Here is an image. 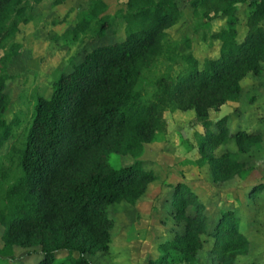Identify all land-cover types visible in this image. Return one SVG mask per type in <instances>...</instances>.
Returning a JSON list of instances; mask_svg holds the SVG:
<instances>
[{
	"label": "trees",
	"instance_id": "obj_1",
	"mask_svg": "<svg viewBox=\"0 0 264 264\" xmlns=\"http://www.w3.org/2000/svg\"><path fill=\"white\" fill-rule=\"evenodd\" d=\"M189 3L192 16H199L195 32L214 18L224 23L211 33L220 42L218 55L203 60L201 66L191 52L178 53V44L168 38L166 30L182 17L176 0H127L116 17L103 15L107 5L103 0H92L90 12L97 18L99 34L118 17L124 38L93 49L72 72L53 82L48 98L37 97L31 125L18 149V173L6 189L0 170L3 237L19 238L21 246H39V264H92L91 256L107 252L114 225L109 207L121 202L134 205L155 179L152 169H145L136 157L144 143L165 132L164 113L193 111L204 130L199 135L201 148L205 143L214 146L224 127L213 132L216 123L210 120V111L235 99L247 74L263 70L264 0ZM26 11L25 0H0V47L18 32ZM2 85L0 80V144L10 134L1 115ZM234 138L241 143L255 135L239 129ZM115 154L136 160L116 166ZM205 158L214 180L232 174L227 154L209 153ZM172 203L182 205L176 198ZM229 214L233 213H221L214 227L213 263L196 258L204 229L199 224L203 220L195 215L182 216L187 220L185 231L160 242L158 255L149 264H238L245 240L235 232ZM58 254L64 255L58 258Z\"/></svg>",
	"mask_w": 264,
	"mask_h": 264
},
{
	"label": "rangeland",
	"instance_id": "obj_2",
	"mask_svg": "<svg viewBox=\"0 0 264 264\" xmlns=\"http://www.w3.org/2000/svg\"><path fill=\"white\" fill-rule=\"evenodd\" d=\"M25 1L27 11L18 32L0 47L1 93L5 96L1 115L10 126L9 136L0 144L4 189L18 173V149L31 125L37 97L48 98L53 82L61 74L72 72L96 47L119 41L125 35L124 24L118 17L99 34L97 18L90 12L92 0ZM103 1L107 4L103 15L116 17L118 11L125 10L127 0ZM176 2L182 17L166 30L168 38L178 44V53L191 52L201 66L203 60L218 55L220 42L212 39L211 33L220 30L224 23L214 18L195 32L199 16H192L189 0ZM239 13L243 15L242 11ZM162 61L163 58L160 65ZM159 66V71H163ZM241 86L235 99L209 113L210 120L216 123L212 125L213 132L220 133L224 127L214 146L205 143L201 148L199 135L204 130L193 111L164 113L165 132L144 143L136 157L145 169H152L155 179L134 205L121 202L109 207L114 219L109 250L91 256L92 264H149L158 255L160 242L185 231L187 220L183 217L195 215L203 220L199 224L204 229L202 248L196 252V258L200 263H213L214 227L224 212L233 213L229 220L245 240L238 264H264V187L253 190L264 185V64L259 74H247ZM239 129L254 132L255 138L239 143L234 138ZM209 153L227 154L225 161L230 162L232 174L214 180L209 159H203ZM135 160L129 155L112 156L116 166ZM178 185L181 187L175 190ZM174 198L179 204L182 199L190 202L173 205ZM3 235L4 227L0 224V264H39V246H21V239L6 240Z\"/></svg>",
	"mask_w": 264,
	"mask_h": 264
},
{
	"label": "crops",
	"instance_id": "obj_3",
	"mask_svg": "<svg viewBox=\"0 0 264 264\" xmlns=\"http://www.w3.org/2000/svg\"><path fill=\"white\" fill-rule=\"evenodd\" d=\"M251 1H260V0H251ZM105 2V1H104ZM106 3V2H105ZM246 7H245V5H243L242 7H241V9H240V11H243L244 9H245ZM247 131V130H246ZM249 132V131H248ZM220 218V217H219ZM218 218V219H219ZM218 221V220H217Z\"/></svg>",
	"mask_w": 264,
	"mask_h": 264
}]
</instances>
